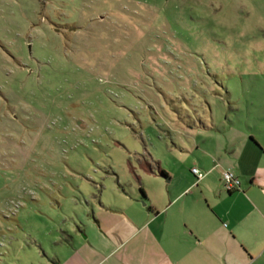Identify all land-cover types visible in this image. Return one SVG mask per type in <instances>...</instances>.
Returning a JSON list of instances; mask_svg holds the SVG:
<instances>
[{
    "label": "rangeland",
    "instance_id": "rangeland-1",
    "mask_svg": "<svg viewBox=\"0 0 264 264\" xmlns=\"http://www.w3.org/2000/svg\"><path fill=\"white\" fill-rule=\"evenodd\" d=\"M207 88L222 97L216 124L264 138V0H0V264L44 263L20 224L50 221L45 205L150 187L143 157L164 164L168 132L198 119L192 95Z\"/></svg>",
    "mask_w": 264,
    "mask_h": 264
},
{
    "label": "crops",
    "instance_id": "crops-1",
    "mask_svg": "<svg viewBox=\"0 0 264 264\" xmlns=\"http://www.w3.org/2000/svg\"><path fill=\"white\" fill-rule=\"evenodd\" d=\"M192 96L202 103L196 112L198 119L191 115L188 121L178 118L172 128L177 136L168 132L164 140L167 149L160 147L157 154L164 157L170 171L162 161L156 165L154 156L143 157L146 165L142 168L151 182L144 188L145 197L139 181L128 193H123L119 184L117 203L107 196L108 202L100 205H45L51 209L50 221L55 217L61 222L59 230H51L49 214L42 211L37 213L47 218L45 224L22 221L24 233H34L35 246L48 251L43 264L262 263L264 138L254 136L239 121L227 119L216 124L211 106L222 97L210 89ZM215 135L216 144L209 141ZM174 140L182 142L181 146ZM187 142L207 155L199 158L203 166L197 163L198 157L189 155L190 148L184 147ZM156 166L159 172L154 170ZM194 167L206 172L200 181L192 173ZM226 168L239 177L241 190L227 192L223 188L221 175ZM215 170H219L220 178L212 184L208 177ZM201 183L204 191L199 188ZM45 227H49L51 238L44 233ZM2 236L7 240L8 234ZM12 241L24 248L19 235ZM2 242L1 248L10 247Z\"/></svg>",
    "mask_w": 264,
    "mask_h": 264
},
{
    "label": "built area",
    "instance_id": "built-area-1",
    "mask_svg": "<svg viewBox=\"0 0 264 264\" xmlns=\"http://www.w3.org/2000/svg\"><path fill=\"white\" fill-rule=\"evenodd\" d=\"M192 173L196 176L197 181H200L206 175V172L200 170L198 167H194ZM221 181L223 188L227 192L241 190L240 179L231 168H226L222 171Z\"/></svg>",
    "mask_w": 264,
    "mask_h": 264
},
{
    "label": "trees",
    "instance_id": "trees-1",
    "mask_svg": "<svg viewBox=\"0 0 264 264\" xmlns=\"http://www.w3.org/2000/svg\"><path fill=\"white\" fill-rule=\"evenodd\" d=\"M164 174H165V173H164ZM140 191H141L143 197H145V190H144V188H143L142 186L140 187Z\"/></svg>",
    "mask_w": 264,
    "mask_h": 264
},
{
    "label": "water",
    "instance_id": "water-1",
    "mask_svg": "<svg viewBox=\"0 0 264 264\" xmlns=\"http://www.w3.org/2000/svg\"><path fill=\"white\" fill-rule=\"evenodd\" d=\"M163 177H165V178L167 179V181L170 180L169 177H167V176H165V175H163ZM143 204H145V202H144Z\"/></svg>",
    "mask_w": 264,
    "mask_h": 264
}]
</instances>
